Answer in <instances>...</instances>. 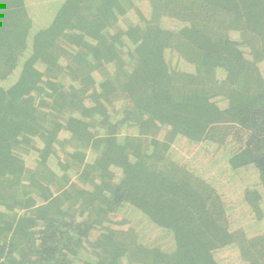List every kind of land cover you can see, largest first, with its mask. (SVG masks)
Wrapping results in <instances>:
<instances>
[{
	"label": "trees",
	"instance_id": "trees-1",
	"mask_svg": "<svg viewBox=\"0 0 264 264\" xmlns=\"http://www.w3.org/2000/svg\"><path fill=\"white\" fill-rule=\"evenodd\" d=\"M263 65L264 0H0V264H264Z\"/></svg>",
	"mask_w": 264,
	"mask_h": 264
},
{
	"label": "rangeland",
	"instance_id": "rangeland-1",
	"mask_svg": "<svg viewBox=\"0 0 264 264\" xmlns=\"http://www.w3.org/2000/svg\"><path fill=\"white\" fill-rule=\"evenodd\" d=\"M262 71L264 72V65L262 66ZM234 129L235 128H227L225 131H223V129H222V133H223V135H225L223 137L225 140L228 141V143H226V145H229L232 149L237 148L239 146V144L235 138L236 136L234 133V131H235ZM176 149L179 150L180 155L182 157H184V161H188L190 164H193V163L196 164V163H198V161L203 162L202 159L204 158V156L199 155V153L202 152V148L199 146L192 147L191 149L190 148L176 147ZM204 149L205 148H203V151H204ZM250 178H252L251 174L246 178L247 182L249 181ZM216 256L219 258V260L222 264H242L243 263V262L242 263L240 262L241 261L240 260L241 259L240 253L236 247L225 248V249L219 250L216 252Z\"/></svg>",
	"mask_w": 264,
	"mask_h": 264
}]
</instances>
